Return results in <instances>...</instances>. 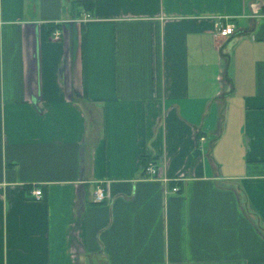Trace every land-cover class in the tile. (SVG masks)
<instances>
[{
	"label": "crops",
	"instance_id": "0c3cea01",
	"mask_svg": "<svg viewBox=\"0 0 264 264\" xmlns=\"http://www.w3.org/2000/svg\"><path fill=\"white\" fill-rule=\"evenodd\" d=\"M0 264H264V0H0Z\"/></svg>",
	"mask_w": 264,
	"mask_h": 264
},
{
	"label": "built area",
	"instance_id": "2783aa9c",
	"mask_svg": "<svg viewBox=\"0 0 264 264\" xmlns=\"http://www.w3.org/2000/svg\"><path fill=\"white\" fill-rule=\"evenodd\" d=\"M89 17V15H88ZM236 32V25L232 22H219L216 24V27H215V35L216 37H219V38H227V37H230L232 35H234ZM53 38L55 40H60L61 39V33L59 31H55L54 35H53ZM146 174L153 178V179H158L159 178V174H160V170L159 168L156 166V164L154 162H150L148 164V166L146 167ZM174 191H177L178 188L175 187L173 189ZM35 195L38 199L41 198L42 196V190H36L35 192ZM107 199V191H106V188L104 187V185H99L97 188H96V191L94 193V201L96 203H102L104 202L105 200Z\"/></svg>",
	"mask_w": 264,
	"mask_h": 264
},
{
	"label": "trees",
	"instance_id": "16d2710c",
	"mask_svg": "<svg viewBox=\"0 0 264 264\" xmlns=\"http://www.w3.org/2000/svg\"><path fill=\"white\" fill-rule=\"evenodd\" d=\"M84 4L87 5V6H91L93 3L90 2V1H86V2H84ZM150 162H152V160L149 157H147V156H144V157L141 158V165H142L144 171L146 170V167L148 166V164Z\"/></svg>",
	"mask_w": 264,
	"mask_h": 264
}]
</instances>
